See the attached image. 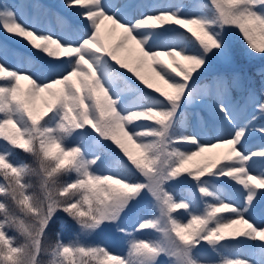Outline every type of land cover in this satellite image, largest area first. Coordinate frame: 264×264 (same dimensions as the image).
Returning a JSON list of instances; mask_svg holds the SVG:
<instances>
[{"label": "snow or ice", "instance_id": "snow-or-ice-1", "mask_svg": "<svg viewBox=\"0 0 264 264\" xmlns=\"http://www.w3.org/2000/svg\"><path fill=\"white\" fill-rule=\"evenodd\" d=\"M19 2L0 29L38 55L0 42V264H264V82L202 78L231 28L264 55V0Z\"/></svg>", "mask_w": 264, "mask_h": 264}, {"label": "rangeland", "instance_id": "rangeland-1", "mask_svg": "<svg viewBox=\"0 0 264 264\" xmlns=\"http://www.w3.org/2000/svg\"><path fill=\"white\" fill-rule=\"evenodd\" d=\"M4 2H7L8 4L12 5L17 10L20 9L19 0H0V3H4ZM143 2L152 3L153 0H143ZM27 3L29 4V8L27 9V11H29V12L33 11L32 8L30 7V5L33 3V0H27ZM38 3L43 5L44 8L51 9L52 11L60 12L61 14H64V15H69V16L71 15L68 9L61 6L62 0H38ZM228 35L230 37V42H229V48H228L227 55L223 58L213 57L210 60L207 69L203 73L202 78L211 77V76L216 75V74H223V75L227 76L229 78V80H231V78L225 74L226 73L225 70H229V69H224L223 67H221V65L226 64L229 66H238V67L243 66L242 68H237L234 70L235 73H237L236 75L239 76V86L236 87V88H239V91H238V94H236V95L233 94V92H232L233 99L243 103V99H244V97L247 96L248 91L250 89L254 90L249 85V82H248L249 78H247V76L243 75V72H242L243 68H245V66H246V63L250 64L253 62V59L251 56L252 52L247 47L246 42L244 41L242 35L238 32L237 29H235V28L229 29ZM107 38L114 40L115 36H108ZM0 42L6 44L9 48L16 49L19 52L29 54V55H38V53H36L34 50H32L27 45V43L24 42L22 39L15 37L11 34H6L2 29H0ZM261 59H264V57ZM8 66L9 67H15L14 63L11 62V59L9 61ZM124 71H126V70H124ZM142 71L148 72L149 70L145 67L142 69ZM129 75H131V74H129ZM244 78H246L245 84H243V81H242V80H244ZM244 82H245V80H244ZM22 84H26V82L22 81ZM259 94L260 93H257V95H259ZM191 111L195 112L196 109H192ZM249 111H251V109H249ZM201 114L203 116H205V118H207V113L202 112ZM190 123H191L192 127L189 128V131L191 132L193 130H197L196 129L197 120H196L195 115L191 116ZM262 142H264V137H262L259 134H254L249 139L246 147L251 151H255V150L259 149ZM213 151L215 152L218 150H213ZM211 154L212 153H205L204 156H208ZM22 158L30 160V157L24 156ZM197 159H201V158H197ZM252 174H255V172H253ZM57 215L61 216L60 222H59V228H60V231L62 233V236L65 240H68L73 236L74 233H76L78 231L77 226L74 223V221L71 218H69L66 214H64L63 212H58ZM61 221H63V223L65 225L63 227V229H61ZM122 224H123V226H126L129 229H131V227L133 226L132 222L127 220V219H125V221H123ZM137 235L144 236V235H151V233L141 232V233H138ZM89 239L92 242H100V243L105 244L109 249H111L112 251H114L117 254H121L125 251L124 241H125L126 237H124L122 234L118 233L116 230V227L114 225L103 226L97 233H95Z\"/></svg>", "mask_w": 264, "mask_h": 264}, {"label": "trees", "instance_id": "trees-1", "mask_svg": "<svg viewBox=\"0 0 264 264\" xmlns=\"http://www.w3.org/2000/svg\"><path fill=\"white\" fill-rule=\"evenodd\" d=\"M251 54H252L251 56H252L253 62L250 64L246 63V66L245 68H243L242 72H243V75L249 78V81H248L249 85L257 93H261L262 82H264V59H261V58H263L264 55H259V54L257 55L254 53H251ZM221 67H223L224 69H229V70H225L226 71L225 74L228 75L230 78H232L233 75L237 74L235 73L234 70L237 68H242L243 66L238 67V66H229L226 64H222ZM244 80H243V84L246 83V78H244ZM238 91H239V88H236V87L232 88L233 94L235 95L238 94ZM60 217L61 216L57 215L56 219L53 221V223L49 227L48 235L51 239H55V233L57 231H60V228H59Z\"/></svg>", "mask_w": 264, "mask_h": 264}]
</instances>
